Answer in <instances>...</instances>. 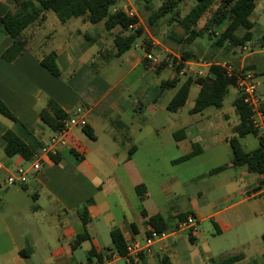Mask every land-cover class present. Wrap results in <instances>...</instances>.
<instances>
[{
  "label": "crops",
  "instance_id": "crops-1",
  "mask_svg": "<svg viewBox=\"0 0 264 264\" xmlns=\"http://www.w3.org/2000/svg\"><path fill=\"white\" fill-rule=\"evenodd\" d=\"M183 1L189 2L180 0L175 11H179ZM162 2L152 0L151 4L158 9ZM141 5V8H147L145 1ZM257 5L258 0L253 12ZM120 8L130 16L139 17V24L145 31L129 50L118 55L114 34L119 28L107 29L104 20L93 24L85 16L76 18L84 26L96 25L94 35L77 27L65 32L67 36L59 44L47 48L40 34L47 20L46 14L43 23H34L24 30L26 46L20 48L3 32L1 21L2 17L16 12L18 5L13 0H0V98L17 119L14 121L0 113V149L5 153L0 159V170L6 173V176H0V264H86L88 256L94 254H90L92 249L96 252L113 249L114 245L111 247L110 244H113L111 231L114 228H119L128 240L143 238L151 225L146 222L143 210L148 216L162 215L171 223L168 229L177 228L181 221L178 214L187 212L195 215L204 229L194 235L188 231L187 236L183 234L187 230L178 231L164 246L156 245L154 254L144 257L139 264H164L165 258L171 264H215L213 260L220 262L232 256H238V259L230 264H264V175L249 171L246 164L232 163L230 138L237 136L234 128L240 122L234 101L229 109L224 108L223 101L221 107L210 106L191 112L201 88L194 81L184 106L177 111L169 110L168 103L185 80L204 75L210 63L201 58L191 59L184 61L183 67L177 70L181 63L180 53L175 54L170 44L157 39L156 33L146 26L140 7L137 10L131 0H118L112 10ZM253 12L250 18L255 27ZM173 13L161 16L152 25L170 19ZM217 28L219 35L224 26ZM163 33H167L169 39H177L168 28ZM52 34L48 33L47 38L54 39L56 35ZM145 38L151 43L150 49L146 48ZM222 50L221 57L225 61H234L238 65H233L236 72L245 71L243 67L250 63L253 68L247 70L255 71L257 78L264 74V63H261L264 46L251 49L247 44L229 47L226 43ZM50 52L57 55L59 75L41 64V58ZM148 52L158 55L161 63L155 65L148 60L145 57ZM114 59L126 64L117 78L100 71L107 66L114 72L113 69L122 66L109 64ZM167 79L178 81L161 90L162 81ZM195 85L197 94L190 101ZM234 87L236 99L241 92L238 86ZM261 96L264 99V94ZM50 100L68 115L82 107L86 126L73 128L68 144L51 154L57 160L44 155L42 169L28 184L5 185L12 169L25 164L16 162L20 154H6L5 131L11 129L26 142L39 143L41 150L54 133L40 116L41 109ZM86 127L94 137L85 132ZM83 133L95 140L100 134H109V147L121 146L127 151L126 156L120 158L116 153H110L104 159L89 150L79 151L77 147ZM247 135L239 140L243 148L251 152L253 150H247L241 142ZM254 135L259 146L260 135ZM209 140L215 151L221 144L230 147L225 149V161L189 178L174 175L160 186L164 196L177 191L184 193L189 198L188 209L172 211L168 216L158 206L149 209L147 201L151 191L139 168L140 153L142 159L149 156L148 151L154 152L152 158L157 162L165 152L166 160L173 165L204 153L205 148L200 142L208 143ZM248 144L245 141V145ZM194 147L199 149L197 154L180 160L192 153ZM214 155L218 156V153ZM68 163L73 169L67 166ZM223 165L226 166L224 169L211 172ZM84 208L89 218L86 225L82 217ZM81 234H87V237L77 242L76 238ZM222 235L225 236L223 240L212 241L213 237ZM96 259L92 256L91 260Z\"/></svg>",
  "mask_w": 264,
  "mask_h": 264
},
{
  "label": "trees",
  "instance_id": "trees-1",
  "mask_svg": "<svg viewBox=\"0 0 264 264\" xmlns=\"http://www.w3.org/2000/svg\"><path fill=\"white\" fill-rule=\"evenodd\" d=\"M17 3L18 9L14 13H9L2 17V30L5 34L10 35L15 44L24 48L26 40L23 32L26 28L34 23H43L46 19V11L56 13L61 22L65 23L68 20L76 17L85 16L92 23L105 21L107 29L118 27L119 30L114 34V41L118 47V55L129 50L136 41L143 35L145 29L139 24V17L128 15L123 9L112 10L118 0H13ZM146 7L151 10L148 18L150 25L155 24L156 20L168 13H173L177 8L180 0H162V5L158 9L152 6V0H144ZM256 6V0H196L195 4L184 14L181 15L175 11L169 21L177 22L183 29L184 34L178 39L182 45L180 50L181 63L177 65L179 70L184 65V61L191 59H199L200 55L188 46L198 38L206 34L217 35L216 29L219 26H224V30L217 36L215 42L211 45L218 49L228 43L229 47L244 46L252 39L254 22L250 15ZM210 13L207 21L203 26H199V21ZM139 24L135 28H130L131 25ZM261 46H264V33L261 37ZM147 49L151 48L149 39H144ZM57 55L55 52H50L41 58V64L45 66L54 75L60 74V68L57 64ZM207 72L198 77H188L180 86L174 97L168 103L167 108L171 111H177L184 106L187 101L190 87L194 81L200 84V91L195 99L194 106L191 112L202 111L207 107H221L226 93L230 86H237L238 71L232 75L227 73L225 67L218 61L209 60ZM252 65L244 67L245 70L252 69ZM237 73V74H236ZM177 79L163 80L161 90L168 86L175 85ZM234 105L239 113L240 122L234 128L237 136L230 138V145L233 152V164H246L249 171H253L264 175V142L260 138V145L251 152L246 151L240 143L239 137L253 133L258 134V131L253 127L250 120V110L243 101V96L240 94L234 100ZM0 113L14 121L16 117L0 98ZM42 121L48 125L53 131L59 130L63 126V121L69 116L58 104L53 100L47 103V106L40 111ZM85 132L94 137V134L89 128H84ZM4 138L7 141L6 154L13 156L15 154L22 155L26 160L34 159L36 153L40 150L41 145L37 142H26L15 131L8 129L4 133ZM198 148L194 147L192 153L183 156L180 160L187 159L198 152ZM52 159L57 160L56 156L51 155ZM226 166H218L212 169V173L224 169ZM264 183V179L262 180ZM83 222L86 225L89 222L88 211L84 208ZM142 214L146 222L156 227L159 230L168 229V221L160 214L148 216L143 210ZM188 213L178 214V218L182 221L186 219ZM113 240V249L105 248L101 252H96L94 249L90 251L94 253L88 256V263L92 262V256L99 259L106 254L118 252L124 254L127 250L128 239L119 228H114L111 231ZM87 237V234H81L76 238L79 242ZM264 240V234L262 236ZM111 250V251H110ZM238 256L227 257L226 259L215 264H230L237 260ZM145 264V263H142ZM164 264H171L164 259Z\"/></svg>",
  "mask_w": 264,
  "mask_h": 264
},
{
  "label": "rangeland",
  "instance_id": "rangeland-1",
  "mask_svg": "<svg viewBox=\"0 0 264 264\" xmlns=\"http://www.w3.org/2000/svg\"><path fill=\"white\" fill-rule=\"evenodd\" d=\"M133 3V6L141 11V16L145 17L144 22L146 26L151 29L155 35H157V39L161 42L168 43L172 46V49L175 54L180 53V42L178 40L179 36L184 34V29L177 23H171L169 19H165L161 24L158 25H152L150 26L147 20V15L149 14V9L141 8V4H143L144 0H131ZM195 3V0H189V2L184 3L181 2L179 11L180 13L186 12L190 5H193ZM188 4V5H187ZM123 5V4H121ZM47 14V20L45 22V25L40 31L41 36L43 37L45 43L47 44V48L51 47L53 44H59L65 35V32H69V30L74 31L77 27H82L83 29H86L91 35L95 34V26L96 25H90L92 23H89V25L84 26L79 18H73L70 21L63 23L60 21L58 16L53 11H46ZM210 16V13H207L202 20L199 22L200 26H203L205 22L207 21L208 17ZM252 19L256 22L255 27L253 29L254 36L251 40V43H246L251 49L259 48L261 45V37L264 33V0H258V5L255 9V11L252 14ZM94 24V23H93ZM166 28L168 30L172 31L174 36H176L177 39H169L166 35L167 33H163ZM220 30V29H216ZM53 33L52 36L56 35L54 39L47 38L48 33ZM218 35H210L206 34L201 38H198L191 44H189V48L195 50L199 55L202 61H225L224 57H221L223 54V47H220L218 49L213 48L211 45L215 40L217 39ZM72 38V37H70ZM46 49V48H44ZM173 53V54H174ZM241 53V52H239ZM172 57L174 55H171ZM261 63H264V55L261 58ZM230 64L234 66H238L235 64L234 61H228ZM109 64H122L119 59H114L109 62ZM250 63H246V65H249ZM245 65V66H246ZM126 64H122V66H118V68L113 69L115 70L112 72L110 70V67L104 66L100 71L104 75H111L114 78H117L121 75L125 68ZM244 66V67H245ZM243 67V68H244ZM112 72V73H111ZM257 80L260 82L259 86V93L264 94V74L259 75ZM239 89V87H238ZM198 87L195 85L190 93V101L193 100V97L197 94ZM237 89L234 86H231L229 89V92L226 93L224 98V108L229 109L232 108V102L235 99ZM240 93V89H239ZM260 94V95H261ZM215 108V107H213ZM211 108V110H213ZM238 116L235 115V119L237 120ZM111 136L109 134H100L99 139L95 140L90 138L86 133H83V138L79 143V146L77 147L79 151H92L96 154H99L104 159H107L109 157L110 153H116L118 157H124L127 154V151L122 148L121 146L117 145V147L110 148L109 144ZM245 141H248V145H245ZM241 142L244 143V146L247 150H254L257 148L259 142L258 138L254 134H248L246 137L241 138ZM211 140L209 142H200L201 146L205 148V152L202 154H198L197 156H194L192 159L188 160L187 162L183 163H176V164H169L168 161L165 158V152H162V157H160L159 160L156 162L155 158H152L154 152H147V155L145 157H142L140 159L142 153H140V157L138 158L140 161V170L142 172V176L145 179V181L149 183L150 185V199L147 201V206L149 209H152V206H158L162 213L165 216H168L172 211H186L187 204L189 202V198H187L184 193H181V191H177L175 193H169L166 196L161 194V184L166 183L167 181H170V178L174 175H179L180 178H189L190 176H194L196 174L204 173L206 172L210 167L217 165L219 163H222L225 161L224 159V152L225 149L230 148L229 146H226L225 144L219 145L217 151L214 149H211ZM210 144V148L208 145ZM208 147V148H206ZM158 153V152H157ZM214 153H218L217 155L212 156ZM5 156V153H3L0 149V159ZM73 158V157H72ZM17 163H25L24 166H28L29 162H24V159L21 155L17 156L16 159ZM20 165V164H19ZM68 167L71 168L70 163L67 164ZM16 168V167H15ZM12 169V172L15 170ZM73 169V168H71ZM0 176H6V173L4 171L0 170ZM175 194V195H174ZM172 223H174L172 221ZM171 225V223H169ZM199 229H204V226L199 224ZM184 235L187 236L188 230L183 232ZM225 238L224 235L222 236H216L212 238V241H221ZM189 242V240H188ZM112 247L113 244H110ZM86 258V252H84V256ZM118 264H125L124 260L118 261Z\"/></svg>",
  "mask_w": 264,
  "mask_h": 264
},
{
  "label": "built area",
  "instance_id": "built-area-1",
  "mask_svg": "<svg viewBox=\"0 0 264 264\" xmlns=\"http://www.w3.org/2000/svg\"><path fill=\"white\" fill-rule=\"evenodd\" d=\"M145 57L155 65H159L162 61L158 55L149 52L146 53ZM218 63L225 67L229 75L235 73L233 65L229 62L220 61ZM180 73L184 72L181 71ZM237 86L243 96L244 103L250 110L252 125L264 142V99L259 93V83L255 71L245 70L237 74ZM86 124L85 110L82 107H77L75 112L63 121V126L54 131L47 145L36 153L33 160L29 161L28 166H17L7 176L5 185L28 184L31 177L42 169L44 155L50 156L52 153L57 152L58 147L67 145L73 128L84 127ZM181 230H188L191 234H196L199 230L198 218L193 214H189L186 219L179 222L177 228L173 229L159 230L150 225L143 238H132L128 241L127 250L124 254L112 252L101 259L97 258L86 264H118L119 260H124L127 264H139L144 257L154 254L156 245L164 246L165 242L174 238L176 233Z\"/></svg>",
  "mask_w": 264,
  "mask_h": 264
}]
</instances>
